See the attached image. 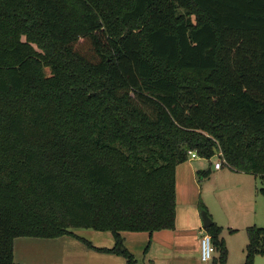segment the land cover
<instances>
[{
  "label": "trees",
  "instance_id": "obj_1",
  "mask_svg": "<svg viewBox=\"0 0 264 264\" xmlns=\"http://www.w3.org/2000/svg\"><path fill=\"white\" fill-rule=\"evenodd\" d=\"M189 152L264 197V0H0V264L66 236L141 264L122 233L175 229ZM247 231L252 264L264 228Z\"/></svg>",
  "mask_w": 264,
  "mask_h": 264
},
{
  "label": "rangeland",
  "instance_id": "obj_2",
  "mask_svg": "<svg viewBox=\"0 0 264 264\" xmlns=\"http://www.w3.org/2000/svg\"><path fill=\"white\" fill-rule=\"evenodd\" d=\"M44 72L46 76L50 75L49 69ZM220 159L217 154L211 160L189 159L184 164V178L191 183L194 196L189 197V202L183 205L189 206L188 208H182L179 205V219L184 220L186 224L196 221L198 224L200 219L202 227V212L206 211L213 222L222 229L218 239L224 243L227 251L225 264H248L247 229L251 226L264 228V197L258 194L261 183L254 176L236 175L227 167H223L222 172L216 174L215 164L221 162ZM209 171L211 173L207 178L201 179L198 175L200 172ZM201 205H204L205 210L201 209ZM194 212L198 215L195 216ZM73 233L91 242L95 248L110 249L115 244L111 233L96 232L91 229H76ZM165 235V241L162 236H157V239L160 245H169L167 251L155 249V246L150 245L149 250L145 252L149 244L146 234H128L126 238L134 242V246L132 245L129 251L141 264H151L152 257L154 264H224L220 259L221 253L215 246L212 260L203 263L200 255L187 246L193 242L192 235L189 236L190 234L186 233ZM15 262L22 264H127V259L122 255L90 249L80 240L70 237H63V240L18 238L15 240ZM252 264H264V255H256Z\"/></svg>",
  "mask_w": 264,
  "mask_h": 264
},
{
  "label": "crops",
  "instance_id": "obj_3",
  "mask_svg": "<svg viewBox=\"0 0 264 264\" xmlns=\"http://www.w3.org/2000/svg\"><path fill=\"white\" fill-rule=\"evenodd\" d=\"M184 164L178 166L177 169H176V203H177V208H176V227H175V229L174 230H164V231L156 232V233H154L152 235H150L149 233H145V232H142V233H139V234H146V239L148 241H151L152 247L155 246L154 247L155 249L160 248L164 252L168 250L167 246H169V245L166 246V244L164 242L163 243L165 245H163V246L160 245L161 243L158 242L157 236H162L163 237V241H165V236H166L165 234H179V233L180 234H182V233L190 234L189 236L192 235L191 236V238H192L191 240H193V242L190 243L187 246L190 247L193 252L197 253V255H200L199 242H200V238L202 236V232L204 230V228H203V220L201 219V222H202V227H201L200 219H199L198 224H197L196 220H195L196 222H194V223L186 224L184 220L179 219L180 218L179 217V212H178L179 207H180L179 205H181L182 208H188L189 206L187 207V206H183V205L186 202L187 203L189 202V197L193 198V196H194L193 195V190L191 191V189H192L191 183L186 181L185 178H184V172H185L184 169H183L184 168ZM221 170L222 169L216 170L217 171L216 174H220V172H222ZM233 173L236 174V175L246 176V177H251L252 176V175H247V174L237 173V172H233ZM243 178H245V177H243ZM190 209L193 211L192 208H190ZM194 214L196 216L197 212H194ZM179 222H180V225H179ZM195 223H196V225H195ZM128 234H131V233L130 232L122 233V237L124 238V244L126 246V249L129 251L131 249L132 245L134 244V242H132V240H130V239L128 240L126 238V236ZM66 237H69V236H66ZM70 238H72V237H70ZM41 240H43V239H41ZM54 240H63V237H62V239L59 238V239H54ZM64 243H65V241H64ZM131 254H133V253H131ZM153 259H154L153 257L150 259L151 264H154V260ZM14 261H15V241H14ZM19 264H22V263H19Z\"/></svg>",
  "mask_w": 264,
  "mask_h": 264
},
{
  "label": "built area",
  "instance_id": "obj_4",
  "mask_svg": "<svg viewBox=\"0 0 264 264\" xmlns=\"http://www.w3.org/2000/svg\"><path fill=\"white\" fill-rule=\"evenodd\" d=\"M199 156L196 152H189V159L195 160L198 159ZM221 162H218L215 164V169L220 170L223 168V162L222 159H220ZM199 249H200V259L203 263H207L212 260L213 253H214V246L211 239V236L206 232V230H203L202 236L200 238L199 242Z\"/></svg>",
  "mask_w": 264,
  "mask_h": 264
},
{
  "label": "water",
  "instance_id": "obj_5",
  "mask_svg": "<svg viewBox=\"0 0 264 264\" xmlns=\"http://www.w3.org/2000/svg\"><path fill=\"white\" fill-rule=\"evenodd\" d=\"M203 228L204 230L209 229L213 226L214 222L207 212H202Z\"/></svg>",
  "mask_w": 264,
  "mask_h": 264
}]
</instances>
